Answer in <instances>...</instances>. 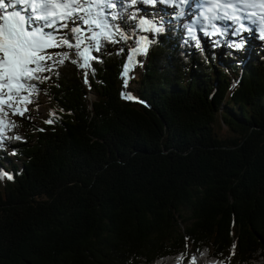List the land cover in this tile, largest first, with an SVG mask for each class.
<instances>
[{
    "label": "trees",
    "instance_id": "16d2710c",
    "mask_svg": "<svg viewBox=\"0 0 264 264\" xmlns=\"http://www.w3.org/2000/svg\"><path fill=\"white\" fill-rule=\"evenodd\" d=\"M190 21L149 31L127 92L119 49L144 31L125 14L117 23L133 40L105 43L94 72L66 61L44 73L39 123L8 117L19 127L7 136L22 140L0 148L14 175L0 179V264H175L185 252L264 264V40L229 36L218 64L212 36L189 35Z\"/></svg>",
    "mask_w": 264,
    "mask_h": 264
},
{
    "label": "snow or ice",
    "instance_id": "6c2138e0",
    "mask_svg": "<svg viewBox=\"0 0 264 264\" xmlns=\"http://www.w3.org/2000/svg\"><path fill=\"white\" fill-rule=\"evenodd\" d=\"M173 0H0V148L4 147L7 139L22 140L20 135L7 136V133L19 125L10 119L12 116L25 117L29 111L28 105H35L38 109L39 87L44 81L52 79V75H59L58 68L66 61L77 65L78 68L92 69L93 61H99L98 55L105 43L118 44L121 41L133 40V35L126 34L125 28L117 21L127 19L136 21L132 26L135 33L142 31H163L155 22H150L142 16L138 17V4L172 3ZM181 4L188 0H180ZM206 5V6H205ZM198 19L188 26L189 35L193 34L195 25L207 22L215 33L223 35L216 21L231 20L239 27L234 34L243 31H254L253 27H246L243 21H250L251 25L260 28V39H264V0H204ZM240 12L244 15L229 14ZM247 9H257L248 13ZM222 13V14H221ZM184 16L183 11L177 14ZM147 25V27H146ZM228 27H231L229 25ZM206 35L209 33H205ZM195 39V36H193ZM147 37H139L130 49H119L127 52L128 63L123 65L121 75L125 76L124 87L128 84L129 64L139 63L135 60L138 54L147 51ZM239 48L240 44H233ZM53 49H69V51H51ZM75 56L76 59H72ZM85 83H88L89 73H83ZM134 99L131 94L127 97ZM60 111H63L62 109ZM56 112L49 110L46 124L54 123ZM43 131V129H41ZM15 155V152L12 153ZM13 180L12 173L0 168V179ZM187 247V245L185 246ZM236 245H232V255ZM197 256L182 253L175 258V264H197ZM171 264V261L169 262ZM223 264V262H219Z\"/></svg>",
    "mask_w": 264,
    "mask_h": 264
},
{
    "label": "rangeland",
    "instance_id": "374dc122",
    "mask_svg": "<svg viewBox=\"0 0 264 264\" xmlns=\"http://www.w3.org/2000/svg\"><path fill=\"white\" fill-rule=\"evenodd\" d=\"M189 5V6H188ZM136 7H138L140 9L139 11V17H143L144 19L150 21V22H155V24L157 25L158 23L161 22V20H163L164 22H170V21H176L178 19H180L182 16H178L177 14L181 11L185 12H192V20L193 22L197 21L198 19L202 20V17L199 16L200 11H202L198 5H190V4H181L180 0H178L177 2L175 0H173L172 3H157L155 5L153 4H138ZM160 20V21H157ZM217 27L220 28L221 32L224 33L223 35L215 33V30L212 29L211 27H209L207 25V22H203V27L202 29H200L201 34L206 35L205 33L207 32H211L214 35V44L215 46H218L217 50H215L213 52L214 56L217 58L218 60V64H220L219 59L224 56V53L222 51L223 48V42L224 40L227 38L228 34L230 32H234V29L238 28L239 25L238 24H233L232 21H216L215 22ZM229 25H231V27H228ZM147 27V25H146ZM246 27H253L255 30L254 31H243L241 33H243L244 35H251V34H257L258 36H260V28L257 26H249L246 25ZM193 34H195V31L193 32ZM233 37V36H232ZM237 38H234V40H236ZM264 40V39H263ZM246 48L244 49V52H249L251 48H253L252 45H250L249 42H247L246 44ZM53 52L55 51H63V49H53L51 50ZM243 56V55H242ZM146 54L141 53L138 54L135 57L136 61H139V63H135L139 66H141L145 61H146ZM138 70L135 69L133 71V75L131 74V76H134V78L138 77ZM134 86H127L125 88L124 91L130 92V88ZM90 98L94 99V95L92 93H90ZM39 107L37 109V107L33 104L29 106V113L25 114V118L28 119L29 121H33V122H37L39 123L44 116L46 115L47 111H48V105L45 101V99L40 100ZM9 117H11V119H18L19 116H12L11 114H9ZM32 122V123H33ZM222 126V130L224 133H228L227 128L225 127V125L223 123H221ZM19 130V129H16ZM11 133L14 132V129L10 131ZM9 150V148L7 149ZM7 156L11 157L10 151H8ZM15 162H18L17 160H14ZM19 164V162H18ZM3 165L6 166L7 162L3 161ZM2 164H0V168L3 169Z\"/></svg>",
    "mask_w": 264,
    "mask_h": 264
},
{
    "label": "bare ground",
    "instance_id": "6f19581e",
    "mask_svg": "<svg viewBox=\"0 0 264 264\" xmlns=\"http://www.w3.org/2000/svg\"><path fill=\"white\" fill-rule=\"evenodd\" d=\"M198 4H200V3H198ZM245 24L249 25V26H255V25H251L250 21H246Z\"/></svg>",
    "mask_w": 264,
    "mask_h": 264
}]
</instances>
